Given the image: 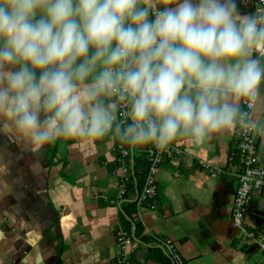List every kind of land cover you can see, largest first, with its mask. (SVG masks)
I'll list each match as a JSON object with an SVG mask.
<instances>
[{"label": "clouds", "instance_id": "clouds-1", "mask_svg": "<svg viewBox=\"0 0 264 264\" xmlns=\"http://www.w3.org/2000/svg\"><path fill=\"white\" fill-rule=\"evenodd\" d=\"M264 132V4L0 0V132L38 152Z\"/></svg>", "mask_w": 264, "mask_h": 264}, {"label": "crops", "instance_id": "crops-1", "mask_svg": "<svg viewBox=\"0 0 264 264\" xmlns=\"http://www.w3.org/2000/svg\"><path fill=\"white\" fill-rule=\"evenodd\" d=\"M238 8L250 13L249 0H238ZM256 134L264 166V132ZM235 143V129L199 144L178 137L169 146L179 153L164 157L156 174L151 210L138 203L136 180L134 192L120 196L115 173L122 144L131 175L133 169L142 180L151 144L132 148L109 135L91 142L58 139L33 152L0 132V264H111L118 259L116 233L127 229L122 217L131 236L135 227L132 264H173L167 239L187 264H264V251L232 219L237 177L227 155ZM199 161L218 174L210 176ZM248 207L245 228L252 232L264 218V197L253 193Z\"/></svg>", "mask_w": 264, "mask_h": 264}, {"label": "built area", "instance_id": "built-area-1", "mask_svg": "<svg viewBox=\"0 0 264 264\" xmlns=\"http://www.w3.org/2000/svg\"><path fill=\"white\" fill-rule=\"evenodd\" d=\"M261 4H264V0H249L250 13H254ZM235 139L236 143L227 155V164L236 170L237 177L231 214L235 227L244 231L248 237H253V233L248 232L245 228V215L253 193L264 197V166L261 165L257 155L256 131L245 133L235 129ZM151 146L150 163L144 170L142 188L137 201L140 205L147 204L151 210H154L157 205L156 174L159 166L164 157L174 158L179 152L171 146L165 150H160L152 144ZM118 151L120 158L115 173L118 176L119 193L123 197L128 193L132 175L127 163L129 151L122 144L118 146ZM199 165L207 170L212 177L218 174V171L205 161H199ZM115 243L118 259L111 264H132L129 253L130 247L133 245L131 232L121 228L116 233ZM165 246L174 264H187L171 240H165ZM261 247L264 249V244H261Z\"/></svg>", "mask_w": 264, "mask_h": 264}, {"label": "water", "instance_id": "water-1", "mask_svg": "<svg viewBox=\"0 0 264 264\" xmlns=\"http://www.w3.org/2000/svg\"><path fill=\"white\" fill-rule=\"evenodd\" d=\"M132 176H134V172H133V169H132ZM134 180H136V178H134ZM136 194L139 195V190L137 188V185H136ZM235 194V193H234ZM249 212V207H248V210H247V213ZM249 218V214H248V217L245 215V219ZM246 224V222H245ZM253 231V235L255 236V246L259 247V250L260 251H264V249L261 247V244H264V218H261V220H258L256 221V226L255 228H252ZM132 237L134 240H136V237H135V227L133 228L132 230ZM246 247V246H245ZM242 250H244V248H242ZM174 264V262H173Z\"/></svg>", "mask_w": 264, "mask_h": 264}, {"label": "trees", "instance_id": "trees-1", "mask_svg": "<svg viewBox=\"0 0 264 264\" xmlns=\"http://www.w3.org/2000/svg\"><path fill=\"white\" fill-rule=\"evenodd\" d=\"M131 178H132V182H131V184L128 187V193L130 191L134 192V190H135L134 178H136L138 189L140 190L142 188L143 178H142V180H140L139 179V175H137L136 173H135V177L131 176ZM122 220H123V223H125L127 225V229L130 230V222H129V220H126L124 217H122ZM139 233H140V228H139V226H137V234H138L137 236H139Z\"/></svg>", "mask_w": 264, "mask_h": 264}, {"label": "flooded vegetation", "instance_id": "flooded-vegetation-1", "mask_svg": "<svg viewBox=\"0 0 264 264\" xmlns=\"http://www.w3.org/2000/svg\"><path fill=\"white\" fill-rule=\"evenodd\" d=\"M245 220H246V219H245ZM247 238H249V239H253V240H254V239H255V236H253V237H248V236H247Z\"/></svg>", "mask_w": 264, "mask_h": 264}]
</instances>
